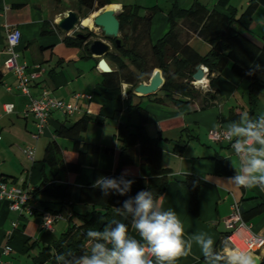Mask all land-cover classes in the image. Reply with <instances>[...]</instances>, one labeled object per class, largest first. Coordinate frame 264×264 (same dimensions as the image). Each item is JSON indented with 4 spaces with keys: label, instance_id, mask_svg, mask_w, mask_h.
<instances>
[{
    "label": "crops",
    "instance_id": "1",
    "mask_svg": "<svg viewBox=\"0 0 264 264\" xmlns=\"http://www.w3.org/2000/svg\"><path fill=\"white\" fill-rule=\"evenodd\" d=\"M139 1L130 4L126 0H109L108 6L118 9L119 15L125 7L139 6L140 16H144L147 9L156 8L151 28L153 44L169 33V14L174 7L189 9L196 2L209 10L234 15L237 20L241 19L251 4H257L251 23L241 21L237 29L257 45L264 43V0H150V5L145 4L144 0ZM70 11L76 12L82 20L98 12L86 14L79 0H0V72L3 74L0 86V178L14 177L17 179L16 184L35 188L45 180L53 181L57 175L62 184L74 185L76 192L92 184L94 172L89 166L83 167L78 174L66 170L54 172L45 162L47 148L56 142L61 150V159L65 163L74 162L76 154L73 142L60 137L58 131L62 124L69 126L88 117V128L84 134L86 143L114 148L119 152L122 147L117 135L119 126L129 124L134 128L139 124L138 115L130 112V100L132 105L141 104L148 111L150 120L146 125V133L162 150L163 168L170 172L166 191L159 203L165 210L171 208L176 211L185 229V240L192 246L190 255L178 258L175 264H206L194 240L197 233L212 236L215 251L224 254V243L219 244L224 240L226 221L232 215L235 202L239 204L251 231L264 237V212H254L264 204V191L237 187L228 181L229 176L219 175L216 170L220 161L231 166L236 174V170L243 166V159L234 153L228 143H213L209 139L212 131H228V125L234 121L230 119L233 113L240 119L244 113H248L247 81L237 76L230 66L220 75L213 74V77H217V99L214 105L206 109H201V99L183 108L167 102L155 104L153 96L128 94L131 86L127 84L123 85L122 100L107 99L104 97L107 73L99 66L101 58L91 55L86 43H67L65 38L75 39L74 35L64 33L57 25ZM7 28L18 29L22 34L21 42L15 48L18 64L26 65L29 72L37 71L38 67L43 70L40 77L30 84L31 97L38 99L48 93L78 108L72 116L61 111L53 112L44 134L37 142L32 137L36 132L35 119L32 115H26L30 98L19 90L15 75L4 68L10 57L7 52ZM105 41L113 46L111 41ZM188 44L201 55L210 51V46L197 35L189 38ZM105 61L111 72L117 70L118 66L112 58L106 56ZM196 86L209 90L208 75L206 80ZM77 95L80 97L76 98ZM9 104L15 106L14 112L5 114L4 106ZM261 114H264V90L259 96L253 120ZM32 145L36 147L34 162L25 156L26 149ZM142 163L138 155L137 166L125 167L124 172L127 174H124L138 176ZM117 165L116 155L100 156L101 169L114 172ZM188 176H194L200 182L198 217L189 211L190 193L185 184ZM50 201L47 197L36 196L32 202L38 210L35 215L13 212L8 202L0 201V264H34V259L44 248L53 246L71 223L80 224L81 216L90 215L94 208L79 203L77 195L72 204L66 205L64 209ZM96 208L101 210V207ZM43 212H61L63 218L54 222L50 229H44L41 226ZM113 213L119 220L124 219L120 211L115 210ZM129 235L140 239L133 228ZM5 247L11 250L9 255L3 254ZM254 255L264 260V250ZM152 259L155 264V258Z\"/></svg>",
    "mask_w": 264,
    "mask_h": 264
},
{
    "label": "trees",
    "instance_id": "2",
    "mask_svg": "<svg viewBox=\"0 0 264 264\" xmlns=\"http://www.w3.org/2000/svg\"><path fill=\"white\" fill-rule=\"evenodd\" d=\"M109 4V0H79V5L86 14L98 11ZM257 7V4H251L240 20H237L234 15L228 16L215 9L209 10L198 2L189 9L174 7L169 14L171 24L169 33L155 44L151 40V28L156 8L147 9V13L140 16L141 8L139 6L125 7L123 13L119 15L122 46L118 48L113 39H107L112 42L114 47L113 52L107 56L116 62L118 68L116 71L105 74L104 97L120 101L123 97L124 84L131 86L133 90L140 83L149 81L155 70H161L165 84L159 92H162L166 99H158V92L153 95L155 102L165 104L166 101H169L176 107L183 108L192 105L197 99H201L200 107L206 109L214 105L217 99V77L212 75H220L230 66L231 70L246 80L249 85L248 114L253 119L259 96L264 90V43L261 46L254 43L237 29V24L241 21L251 23ZM193 35H197L210 46V51L206 55L199 54L188 44V39ZM65 41L69 44L79 45L86 43V40L73 38H65ZM199 65L205 66L209 70V90H204L194 84L193 76ZM250 69L253 74L248 75ZM2 83L3 74L0 72V86ZM128 105L130 112L138 115L139 124L134 128H131L129 124L119 126L117 135L122 142L119 152L114 148L86 143L84 134L88 128V117L69 126L62 124L58 131L60 137L73 142V151L76 154L74 162L65 163L61 159V150L56 142L47 148L45 162L54 172L66 170L72 174H78L83 167L89 166L94 172L93 182L103 175L118 181L123 176L124 180H131L134 183L124 195L110 189L105 196L102 195V189L92 187L93 183L76 192L74 185L62 184L55 175L53 181L45 180L40 186L33 188L32 202L36 196L41 195L64 209L66 205L72 204L77 195L79 203L94 207L90 215L81 216L80 224L71 223L68 230L53 246L44 248L34 259V264L47 262L75 264L76 258L90 254V249L95 243L86 233L89 230H103L105 224L114 219L119 220V217L114 216L113 211L120 210L122 212L125 201L134 199L141 190L151 191L153 197L158 201L164 195L170 172L163 168L162 150L146 133L150 115L141 104L132 105L129 100ZM232 115L231 120H241L240 116L234 113ZM101 155H116L118 165L114 172L100 168ZM138 155L143 160L139 166V175L133 177L125 175V167L137 166ZM216 171L219 175L229 177L235 174L234 169L223 161L218 163ZM8 181L17 183V179L14 177L0 178V183ZM185 184L190 193L189 211L193 216L198 217L200 213V182L198 178L188 176ZM22 186L27 188L26 184ZM120 187L123 188L124 185L121 184ZM96 207H101V210ZM254 212H264V204ZM37 213L35 210L34 215ZM60 213L55 212L54 214ZM123 218L119 221L126 223L130 232L132 216L124 213ZM242 219L244 220L243 215ZM112 227H115V224H112ZM229 233L227 231L223 239ZM222 242L223 240L219 245ZM223 246L225 245L223 244ZM262 264H264V260Z\"/></svg>",
    "mask_w": 264,
    "mask_h": 264
},
{
    "label": "clouds",
    "instance_id": "3",
    "mask_svg": "<svg viewBox=\"0 0 264 264\" xmlns=\"http://www.w3.org/2000/svg\"><path fill=\"white\" fill-rule=\"evenodd\" d=\"M247 74H253L251 69ZM241 121H232L228 132L232 149L243 159V166L227 179L237 187L264 191V114L253 120L244 113ZM132 183L123 176L118 181L102 175L92 187L102 189L105 196L110 189L124 195ZM124 213L131 214V226L140 239L129 235L126 223L114 219L103 230L86 233L95 243L90 254L76 258L75 264H154L152 257L155 264H175L178 258L190 255L192 246L185 240V229L178 214L171 208L165 210L151 191L141 190L134 199L125 201L120 214ZM194 240L206 264H257V257L247 248L229 245L220 255L215 251L213 237L207 233H197Z\"/></svg>",
    "mask_w": 264,
    "mask_h": 264
},
{
    "label": "built area",
    "instance_id": "4",
    "mask_svg": "<svg viewBox=\"0 0 264 264\" xmlns=\"http://www.w3.org/2000/svg\"><path fill=\"white\" fill-rule=\"evenodd\" d=\"M7 52L10 57L5 63V70L12 72L18 80V88L21 93L30 98V104L26 115H32L35 119L36 132L33 134V140L39 141L45 132V129L49 123L50 117L53 112L61 111L67 115L72 116L77 110V106L67 103L64 100H59L50 96L48 93H44L40 98H32L30 95V84L37 80L41 73L42 68H36L37 71L29 72L26 65H19L17 62L18 54L15 52V48L20 44L22 34L20 30L7 28ZM84 28L78 27L77 31L81 32ZM204 68L206 75L209 74L208 68ZM196 85L197 82L194 81ZM77 95L76 98H79ZM14 105H5L4 113L12 114L14 112ZM209 139L213 143H228L232 148V138L227 130L220 129L212 131L209 135ZM26 157L29 161H35L36 147L34 145L29 146L25 151ZM240 157V156H239ZM241 158V157H240ZM33 188H24L22 185L13 182L0 183V201H6L9 204V209L19 214L28 213L34 215V211L37 210L36 206L32 203ZM38 211V210H37ZM232 215L226 221L227 231L230 232L223 240L224 247L233 246L236 248H244L252 251L253 254L264 250V237L254 234L246 222L242 219L241 210L238 203H234L232 206ZM63 218L62 214H50L43 212L41 214V226L44 229H50L54 222ZM11 250L8 247L4 248L3 254L9 255Z\"/></svg>",
    "mask_w": 264,
    "mask_h": 264
},
{
    "label": "water",
    "instance_id": "5",
    "mask_svg": "<svg viewBox=\"0 0 264 264\" xmlns=\"http://www.w3.org/2000/svg\"><path fill=\"white\" fill-rule=\"evenodd\" d=\"M109 6L103 10L98 11L93 16L87 18L92 20L94 28H98L105 39H113L115 46L120 48L122 46L121 40V23L119 20V14L116 10L109 9ZM83 21L80 16L73 11L68 12L58 23V27L61 31L68 35H74L77 40H86L88 44V51L91 55L101 58L99 62L100 68L106 72H111L108 63L105 61V57L113 50V46L107 43L103 39H96L92 30H89L88 26L83 25ZM78 27L86 28L89 31V35H85L77 31ZM206 73L202 65L196 67V73L193 79L197 83H202L206 80ZM165 80L161 70H155L148 81L140 83L133 90H129L128 94H135L141 97H149L157 94L164 86ZM256 256V255H255ZM257 257V264H262V259Z\"/></svg>",
    "mask_w": 264,
    "mask_h": 264
},
{
    "label": "rangeland",
    "instance_id": "6",
    "mask_svg": "<svg viewBox=\"0 0 264 264\" xmlns=\"http://www.w3.org/2000/svg\"><path fill=\"white\" fill-rule=\"evenodd\" d=\"M119 1H124V0H119ZM127 1V3H130V4H134V3H137L139 0H126ZM135 1H137V2H135ZM140 2V1H139ZM144 3L145 4H147V5H150L149 3H150V0H144ZM87 30L88 29H83L82 31H85V32H87ZM89 30H92L93 32H94V34H95V37L94 38H96V37H98V38H100V39H103V40H105V38H104V36H103V34H102V32L98 29V28H91V29H89ZM108 42H110V41H108ZM111 43V42H110ZM111 70V69H110ZM144 82H146V83H148V81H144ZM157 98L158 99H166V97H165V95L162 93V92H159V95L157 96ZM167 103H171V102H169V101H166ZM154 103L155 104H159V103H157V102H155L154 101ZM159 105H162V104H159ZM26 156V155H25ZM31 162V161H30Z\"/></svg>",
    "mask_w": 264,
    "mask_h": 264
},
{
    "label": "bare ground",
    "instance_id": "7",
    "mask_svg": "<svg viewBox=\"0 0 264 264\" xmlns=\"http://www.w3.org/2000/svg\"><path fill=\"white\" fill-rule=\"evenodd\" d=\"M109 9H113V10H118V9H116V8H113V7H108ZM83 25L84 26H88L89 28H93V24H92V20L91 19H85L84 21H83ZM240 247H242V248H244V246L243 245H240Z\"/></svg>",
    "mask_w": 264,
    "mask_h": 264
},
{
    "label": "flooded vegetation",
    "instance_id": "8",
    "mask_svg": "<svg viewBox=\"0 0 264 264\" xmlns=\"http://www.w3.org/2000/svg\"><path fill=\"white\" fill-rule=\"evenodd\" d=\"M81 33L85 34V35H89V31L87 30V32L85 31H81Z\"/></svg>",
    "mask_w": 264,
    "mask_h": 264
}]
</instances>
